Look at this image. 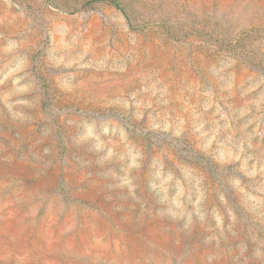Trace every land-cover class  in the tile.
Segmentation results:
<instances>
[{
	"label": "rangeland",
	"instance_id": "rangeland-1",
	"mask_svg": "<svg viewBox=\"0 0 264 264\" xmlns=\"http://www.w3.org/2000/svg\"><path fill=\"white\" fill-rule=\"evenodd\" d=\"M0 0V264H264V0Z\"/></svg>",
	"mask_w": 264,
	"mask_h": 264
},
{
	"label": "trees",
	"instance_id": "trees-1",
	"mask_svg": "<svg viewBox=\"0 0 264 264\" xmlns=\"http://www.w3.org/2000/svg\"><path fill=\"white\" fill-rule=\"evenodd\" d=\"M113 2H114L115 4H117V5H119L118 2H117L116 0H113Z\"/></svg>",
	"mask_w": 264,
	"mask_h": 264
}]
</instances>
